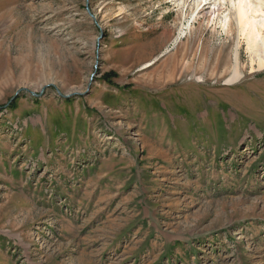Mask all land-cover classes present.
I'll use <instances>...</instances> for the list:
<instances>
[{
    "label": "rangeland",
    "instance_id": "obj_1",
    "mask_svg": "<svg viewBox=\"0 0 264 264\" xmlns=\"http://www.w3.org/2000/svg\"><path fill=\"white\" fill-rule=\"evenodd\" d=\"M169 1L0 0V264H264V69Z\"/></svg>",
    "mask_w": 264,
    "mask_h": 264
},
{
    "label": "bare ground",
    "instance_id": "obj_2",
    "mask_svg": "<svg viewBox=\"0 0 264 264\" xmlns=\"http://www.w3.org/2000/svg\"><path fill=\"white\" fill-rule=\"evenodd\" d=\"M171 1L172 0H170L169 2ZM197 1L200 2L199 8L201 7V9L205 7L207 4L211 3L213 12H218L220 10V6H221L220 2L226 3L228 5L230 18H233L235 22L237 41H236V47H234L235 48L234 61L231 67V72H230L231 76H229L228 79L226 80V84L230 85L235 82H239L240 78L242 77L239 68L240 43H244V45L246 46V51L249 55V60H250L249 65L251 70H253L254 68H257V71L263 70L264 69V0H209V1L197 0ZM200 11L198 12V15ZM212 21H215V23L219 25V28L221 30L227 29L230 22L228 15H223L221 18L217 16V18H213Z\"/></svg>",
    "mask_w": 264,
    "mask_h": 264
},
{
    "label": "trees",
    "instance_id": "obj_3",
    "mask_svg": "<svg viewBox=\"0 0 264 264\" xmlns=\"http://www.w3.org/2000/svg\"><path fill=\"white\" fill-rule=\"evenodd\" d=\"M116 74L112 73V72H109L107 74L104 75V80H107L109 81V78L111 77H115Z\"/></svg>",
    "mask_w": 264,
    "mask_h": 264
},
{
    "label": "water",
    "instance_id": "obj_4",
    "mask_svg": "<svg viewBox=\"0 0 264 264\" xmlns=\"http://www.w3.org/2000/svg\"><path fill=\"white\" fill-rule=\"evenodd\" d=\"M90 16L92 17L93 20H95V18H94L92 15H90ZM20 91H21V90H18L16 94H18ZM58 93L60 94V92H58ZM65 97H66V96H65Z\"/></svg>",
    "mask_w": 264,
    "mask_h": 264
}]
</instances>
